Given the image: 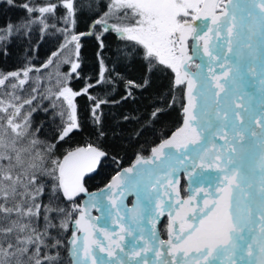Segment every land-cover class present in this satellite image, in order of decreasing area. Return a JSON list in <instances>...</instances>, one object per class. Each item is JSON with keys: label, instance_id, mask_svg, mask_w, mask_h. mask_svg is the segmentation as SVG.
<instances>
[{"label": "snow or ice", "instance_id": "obj_1", "mask_svg": "<svg viewBox=\"0 0 264 264\" xmlns=\"http://www.w3.org/2000/svg\"><path fill=\"white\" fill-rule=\"evenodd\" d=\"M3 3L25 9L29 14L39 12L41 16L54 14L57 9L53 3L44 6H33L29 2L17 4L16 0H3ZM62 5L68 16L73 18L71 23L74 25L73 0H62ZM108 15L127 18L128 23L111 26L119 38L133 42L144 50L145 57L150 61L170 69L175 74V85H186L187 90L183 126L170 139L152 149L151 159L138 156L136 164L124 170L126 175L113 177L109 188L126 187L131 176L145 171L137 169L138 165L170 160L184 164L191 147L195 151L193 168L220 174L216 193L205 192L202 206H192L196 197L182 200L177 187L179 182L173 183L166 172L165 178L156 180V183L161 186L167 184L171 188L178 207L174 208L171 201L160 200L156 204L159 210L156 215L168 214V239L159 240L153 221L152 239L146 240L141 235L139 239L144 247L139 250L133 247L130 254L124 251L121 242L125 235H133V225L138 227L142 223L141 212L137 211L127 226L121 223L125 218L117 212L119 233L102 232L108 242L105 246L96 236L100 229L90 222L85 209H79L78 218L73 220L72 213H66L63 207L55 206L54 202L42 206L39 199L44 195L45 186L40 182L42 176L54 181V196L62 192L68 201H74L81 193L94 197L95 194L87 192L83 181L87 173L95 171L105 152L89 145L68 152L60 160L52 155L56 144L48 146L49 155L45 156L38 151L17 147L15 140L8 142L0 136V213L3 214L0 222H7L0 226V237H3L0 241V264H59L58 252L49 255L42 251L62 247V241L49 232V229L57 227L50 218L51 213L65 214L59 223V228L65 232L70 223L74 224L69 240L71 264H105L103 260H98L96 249L115 260L116 264H124L117 258L116 250L125 256L146 257L153 251L157 240L161 247L167 249L171 260L164 259V253L157 248L155 255L158 260L154 264H240L245 254L249 257L247 264H264V101L257 112L251 102L245 100V94L235 88L237 78H243V74L256 77L259 63L260 91L264 93V0H110L109 12L105 13V16ZM95 23L107 25L106 20ZM11 30L12 25H8L7 31L10 33ZM103 31H108V27H103ZM190 39L202 41V48L196 45L193 48L194 54L199 55L202 51L203 56L208 58L207 76L201 71L190 70L193 61V56L189 55ZM221 40L222 44L215 43ZM70 42L75 43L79 57V35L73 34ZM100 46L103 47L102 41ZM214 65L223 71L216 74ZM200 67L196 65L198 70ZM78 68L80 64L73 62L71 72L76 73ZM103 72L102 64V79ZM18 75L15 72L7 74L0 79V85L8 76ZM24 75L27 77V71ZM20 83H25V80H20ZM127 84L141 87L133 81H127ZM87 94L88 87L83 92H76L65 85L59 91L57 99L63 98L69 111L58 141L65 140L80 128L74 101L77 96ZM89 99L92 97L89 96ZM103 102H98L95 107ZM0 112H7V108L0 107ZM19 113L20 108L17 107L13 116ZM93 113L95 115V108ZM95 121L99 123V116H95ZM7 123L17 137L25 135L19 131L21 124H14L11 118ZM217 140H223V146L217 145ZM31 143L35 145L38 141L32 140ZM246 143L258 149L256 167L252 172L253 175L259 172L255 181L238 164ZM197 145H200L199 149H196ZM172 149H175V155L166 151ZM149 176H152L151 171ZM171 193L166 189V194ZM112 203L116 206L115 199ZM13 215L15 219H12ZM41 218L44 221L43 231L37 227Z\"/></svg>", "mask_w": 264, "mask_h": 264}, {"label": "trees", "instance_id": "obj_2", "mask_svg": "<svg viewBox=\"0 0 264 264\" xmlns=\"http://www.w3.org/2000/svg\"><path fill=\"white\" fill-rule=\"evenodd\" d=\"M60 1L16 0L17 4L29 2L33 6L53 3L57 5V12L61 9L58 5ZM109 1L73 0L75 9L73 29L74 34L79 35L81 45L76 63L80 64V68L72 74L68 85L76 91L88 87V94L75 98L80 128L74 130L70 137H66L63 141H58L60 129L53 125V122L49 126L51 129L46 130V125H49L50 121H42L45 115L41 110L45 109V106L31 103L26 115L28 118L26 126L30 132L27 136L38 141L34 145V150L41 155H49L47 149L51 144H56L52 155L58 159L78 146L96 145L107 154L103 163L114 161L122 166L131 163L138 156L150 153L160 140L170 134L181 122L184 88L183 85H175L171 71L158 63H149L144 50L133 42L122 40L110 31L99 30L92 25L102 15ZM27 18L29 13L25 9L10 7L0 2V29L12 25L11 34L0 43V79L13 72L18 73V76L23 75L25 71L41 72L45 68L42 60L45 58L44 61L46 60L47 63V55L55 50L60 42L59 36H55L53 40L49 39V35L40 37V31L36 26L30 27L28 23L17 25L20 19H26L28 22ZM91 25L92 30H89L88 26ZM97 36H100V40H97ZM37 37H40L39 42ZM101 41L103 47L100 46ZM26 46L29 49L25 52ZM33 47H36V57L31 56ZM100 60L104 67L103 79L100 76ZM33 63H38L40 67H32ZM66 68L67 65L62 66V69ZM9 78L11 80L15 77L8 76L4 84L0 85L2 87L0 89L8 86L6 82ZM127 81H133L141 87H132ZM89 96L92 99H89ZM101 101L104 102L99 103V107L96 108V104ZM95 116H99V123L95 121ZM101 169L102 167L98 173ZM40 182L45 186L44 195L39 198L42 206L54 202L55 206L63 207L66 213L71 212L73 220L77 218L79 209L76 200L68 201L63 197L62 192L54 196L52 194L54 181L49 177H41ZM98 186L94 185L91 189ZM73 204L76 205L75 208ZM2 215L0 213V216ZM64 215V213H51L50 218L57 227L49 229L52 236L62 241V247L42 251L49 255L58 252L59 264H71L69 240L74 224H69L67 232L60 229V219ZM15 218L13 215L12 219ZM6 223L0 222V226ZM37 227L43 231L42 218L37 222ZM2 240L3 237H0V241Z\"/></svg>", "mask_w": 264, "mask_h": 264}, {"label": "rangeland", "instance_id": "obj_3", "mask_svg": "<svg viewBox=\"0 0 264 264\" xmlns=\"http://www.w3.org/2000/svg\"><path fill=\"white\" fill-rule=\"evenodd\" d=\"M0 2H3V0H0ZM58 5L61 7L60 11H55V13H45L43 16L39 12H34L32 14H29V21L26 22L25 20L20 19V22L17 23V25H22L28 23L30 27H38V31H40V37L44 35H49V39H52L55 36L60 37V42L58 43V46L55 50L51 51L47 55V63L46 60H42L45 68L39 72L36 71L35 73H28L27 77L25 75L16 76L15 78H12L6 82L8 86L4 89H0V107L7 108V112H0V136H2L5 141H12L15 140L17 142V147L21 148H28L30 151L36 152L35 146L31 143L33 138L29 135V130L27 129L26 123H24L28 118L26 117L27 111L32 105L31 103H35L36 105H44L45 109L41 110V113L45 116L42 117V121L49 120V125H46V130H50L52 122L53 125H55L58 129H62L65 125V122L67 121V113L68 108L66 103L63 101V98L57 99V95L59 91L67 85L70 77L72 76L71 72V65L73 62H76L77 55H76V49H75V43L70 42L71 36L74 34L73 24L71 23L72 17H69L67 14V10L62 5V0L58 3ZM109 5L110 1L105 8L102 15L97 20H106L107 25H101L96 24L95 22L92 24L96 28L103 29V27L107 26L108 31H112L113 28L112 25H124L128 23L127 18L120 19L117 15H108L105 16V13L109 12ZM31 16V17H30ZM92 25L88 26L89 30H92ZM8 25L4 29H0V43L3 42V39L5 37H8L11 32L9 33L7 31ZM12 31V30H11ZM89 32V31H88ZM40 37H37V42ZM199 44H202V41H198ZM189 45V55L193 56L192 61V68L190 70H193L196 65V55L194 54V51L192 49V43L191 39L188 41ZM27 47V46H26ZM29 49L27 47L25 49V52ZM1 54V53H0ZM24 54V53H23ZM32 57H36V47L32 48ZM149 63H156L155 61H150V58H146ZM51 61V62H49ZM49 65V66H48ZM66 69H62V66H66ZM101 60H100V76H101ZM32 67H40L38 63H33L31 65ZM104 69V67H103ZM170 70V69H169ZM171 71V70H170ZM104 73V72H103ZM173 74V77L175 78V74L171 71ZM20 80H25V83L21 84ZM2 88V87H0ZM85 88V87H84ZM83 88V89H84ZM83 89L76 92H82ZM264 98V96H263ZM26 101H31V103H26ZM11 105V107L9 106ZM41 105V106H42ZM19 107L20 113L19 115L13 116L15 113V109ZM36 107V106H35ZM61 113L64 115L62 116ZM47 116V118H46ZM50 117V119H49ZM13 119L14 124H21V128L19 131L25 133L23 137H17L15 133L12 132L11 128L8 127V119ZM52 120V121H51ZM56 121L54 123V121ZM256 152L254 153L253 159L250 160L251 162V168H248L247 174L249 175L250 179L258 180L259 172L257 171L255 175L252 174L253 169L256 167ZM104 164V165H103ZM101 171L97 173L96 175L89 177L86 182L87 185H100L99 187L105 185V183L108 181L110 176L118 170L120 167L117 162L114 161H106L105 163L101 164ZM203 172H198L194 176V179L192 178L190 182L189 178V172L187 169V166L184 170H182L180 175V193L181 197L183 199H186L188 196H190V190L191 186L194 185V182L196 183L197 178H200L202 176ZM45 177V176H42ZM185 184H184V182ZM207 187L203 186V190H205ZM127 195L131 193V190L127 191ZM204 198V194L198 195L196 197V200L193 201V204L195 203H201V200ZM107 197H101V203L106 204ZM95 208H100L101 211H103L102 205H93L90 206V211L93 215L99 216L100 211L95 212ZM168 217L165 216L164 221L162 222V232H165L166 225L168 223ZM125 223V221L123 222ZM126 225V224H125ZM77 235H80V233H77ZM123 235V234H121ZM126 235L125 239L122 242L126 241ZM239 256V253H238Z\"/></svg>", "mask_w": 264, "mask_h": 264}, {"label": "bare ground", "instance_id": "obj_4", "mask_svg": "<svg viewBox=\"0 0 264 264\" xmlns=\"http://www.w3.org/2000/svg\"><path fill=\"white\" fill-rule=\"evenodd\" d=\"M197 23H200V22L198 21ZM215 43L222 44L223 41L222 40L221 41H216ZM200 47H202V45ZM233 62H235L234 58H233ZM207 64H208V58L206 57L205 59H203L201 61V65H200L201 66L200 67V70H203L204 69L203 75H205V76L208 75V71H206L208 69ZM214 66H215L216 74H220L223 71V69L220 68L219 66H216V65H214ZM259 69H260V64L258 63L257 64V75H256L255 78H253L252 76H248L247 74H243L242 82H244L245 85L242 84L241 86H239V89H240L241 94H245V97H244L245 100L246 101H250L252 108H254V110L257 111V112H259L261 110L260 109V105H261V102L264 101V98H263V96H264L263 94L264 93H262L260 91V87L261 86H260V83H259ZM183 88H184V85H183ZM206 136H207V133H206ZM217 141H216V143H217ZM219 142H218L217 145H219ZM222 143H223V141H222ZM222 143H221V145H222ZM197 148H200V145H198V147H196V149ZM255 149L256 148H254L251 143H246L244 152L238 158V164L241 166L242 171H244L245 173H247L248 168H251V162L252 161H250V160H254L253 159V156H254L253 153L255 152ZM166 151H171L173 154L175 153V149L166 150ZM194 159H195V151L193 153L192 158L190 160H186L185 161L186 162V165L188 166V172H189L190 182H191L192 178L194 179V176H195V175H192V173L195 172V173L198 174V172L200 171V172H203V174L201 176V181L203 183H200L199 185L197 184V185L191 186L192 189H191L190 196L198 197V194L199 195L200 194H205V192L215 194L216 193V186H217V183H218L217 177L220 174L217 173V172H215V171H212V170H202V169H200L198 167L197 168H193L192 161ZM198 162L199 161H197V163ZM139 179L140 178H137L135 176H131L129 178V182L127 184V187H132L133 186V187L137 188L136 190H137L138 195L139 196H143V194H144L143 187H138V181H139ZM146 181H150V180H146ZM143 183H144V181H143ZM194 184H195V182H194ZM93 186L94 185H90L89 188H93ZM203 186H206L207 188L205 190H203ZM171 194H172V197H173L172 198V201L174 203L175 202V194L174 193H171ZM87 202H89V201H87ZM121 206H119V213L122 214L123 211L121 210ZM175 207H178V205L175 206V203H174V208ZM90 222L92 224H94L98 229H100L101 224H99L97 226V224L95 223V220L94 219H92V220L90 219ZM114 225L115 224L110 225L108 229L105 227V230L104 231H107L109 233L114 232L115 231V226ZM176 227H178V225ZM140 232L143 233L142 230H140ZM102 237H104V236L101 235V238ZM113 238L115 239V237H113ZM160 240H164V239L163 238H160ZM107 243L108 242L105 240V246H107ZM96 251H97V249H96ZM96 256H98V253H96ZM107 258L109 259V261H114V260H111L109 257H107ZM168 258H170V257L167 255V249L164 248V259H168Z\"/></svg>", "mask_w": 264, "mask_h": 264}, {"label": "water", "instance_id": "obj_5", "mask_svg": "<svg viewBox=\"0 0 264 264\" xmlns=\"http://www.w3.org/2000/svg\"><path fill=\"white\" fill-rule=\"evenodd\" d=\"M195 42V41H194ZM201 71V70H200ZM202 72V71H201ZM230 88H232V86L230 85L229 86ZM185 91H187V90H185ZM185 96H186V98H187V95H186V93H185ZM186 104H187V100H186ZM186 104H185V106H186ZM182 125H183V122H182ZM177 131V130H176ZM175 131V132H176ZM174 132V133H175ZM173 135V134H172ZM172 135L169 137V138H167V139H170L171 137H172ZM206 135V134H205ZM166 139V140H167ZM165 141V140H164ZM163 141V142H164ZM92 147H95V146H93V145H91ZM88 147V146H87ZM87 147H83V146H80V147H78V148H87ZM95 148H97V147H95ZM77 149V148H76ZM98 149V148H97ZM100 150V149H99ZM71 151H75V149H73V150H71ZM70 152V151H69ZM65 155H67V153L65 154ZM174 155H175V153H174ZM106 156V155H105ZM105 156L104 157H102L101 158V160H100V162L105 158ZM152 158V156L150 157V158H147V159H151ZM176 161V160H175ZM100 164V163H99ZM99 164H97L96 165V169H95V171H93V172H89V173H87L86 175H85V177H84V180H85V178H87V177H89V176H91V175H93L95 172H96V170H97V168H98V166H99ZM155 164V163H154ZM176 164H177V170L174 172L175 174H177L178 173V171H179V168L182 166V164H179V163H177V161H176ZM143 165H138L137 166V169H139V168H141ZM146 166V165H145ZM144 166V167H145ZM84 182V181H83ZM84 186H85V184H84ZM85 188H86V186H85ZM87 189V188H86ZM88 192V191H87ZM80 195H85L86 196V199L87 198H89L90 196L89 195H86L85 193H81Z\"/></svg>", "mask_w": 264, "mask_h": 264}]
</instances>
